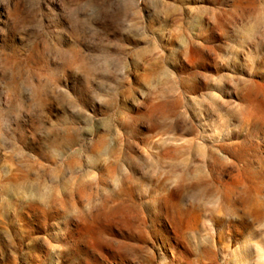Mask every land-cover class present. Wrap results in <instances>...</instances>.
<instances>
[{
  "label": "rangeland",
  "instance_id": "rangeland-1",
  "mask_svg": "<svg viewBox=\"0 0 264 264\" xmlns=\"http://www.w3.org/2000/svg\"><path fill=\"white\" fill-rule=\"evenodd\" d=\"M0 264H264V0H0Z\"/></svg>",
  "mask_w": 264,
  "mask_h": 264
}]
</instances>
